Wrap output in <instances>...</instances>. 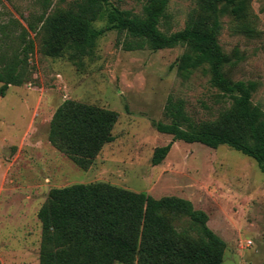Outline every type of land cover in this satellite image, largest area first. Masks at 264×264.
Returning a JSON list of instances; mask_svg holds the SVG:
<instances>
[{
	"label": "rangeland",
	"instance_id": "rangeland-1",
	"mask_svg": "<svg viewBox=\"0 0 264 264\" xmlns=\"http://www.w3.org/2000/svg\"><path fill=\"white\" fill-rule=\"evenodd\" d=\"M74 0H0V53L21 47L16 38L27 19L65 8ZM114 5L142 11L145 0H111ZM201 0H170L160 28L176 31L197 13ZM224 0L219 2L223 8ZM257 32L244 20L220 12L219 42L234 60L226 69L235 80H253L252 99L264 109V0H251ZM98 21L96 25H103ZM3 30L10 31L5 37ZM35 37V33H30ZM126 31L108 30L92 56L76 64L41 49L40 37L30 53L31 79L9 85L0 96V260L2 264H39L42 225L38 211L53 187L96 181L143 191L156 198L177 195L190 199L209 215L208 225L226 242L222 264L264 262V171L255 159L221 144L173 140L157 130L168 121L169 97L183 99L197 121L212 120L230 104L228 96L198 68L182 75L176 60L184 46L127 50ZM2 82H0V86ZM66 99L118 113L112 133L92 164L83 169L54 147L50 120ZM172 142L164 160L154 165L156 147ZM187 223L186 217L176 220ZM115 264H123L116 262Z\"/></svg>",
	"mask_w": 264,
	"mask_h": 264
},
{
	"label": "trees",
	"instance_id": "trees-1",
	"mask_svg": "<svg viewBox=\"0 0 264 264\" xmlns=\"http://www.w3.org/2000/svg\"><path fill=\"white\" fill-rule=\"evenodd\" d=\"M201 0L197 13L176 31L160 28L170 0H145L142 11L114 5L111 0H74L65 8L27 19L17 34L21 47L0 53V96L9 85L30 81L29 57L40 37L42 51L66 57L76 64L92 56L98 39L108 30L126 31L127 50H158L182 45L176 65L182 75L198 68L210 74V83L230 104L212 120L197 121L183 99L169 97L168 121L155 126L173 140L221 144L252 157L264 171V109L252 99L253 80H235L226 66L234 60L219 42L220 12L229 10L244 20L248 33L257 32L251 0ZM45 8L49 0H42ZM98 21L104 24L96 25ZM35 37H30V33ZM5 37L10 31L3 30ZM118 113L93 104L66 99L54 111L48 139L74 163L87 169L102 147L114 140ZM172 142L155 148L152 163H161ZM42 225L39 264H222L225 240L209 225V215L190 199L165 195L156 198L109 182L73 183L50 189L38 211ZM186 217L187 223L176 220ZM0 264L1 260H0ZM264 264V262H263Z\"/></svg>",
	"mask_w": 264,
	"mask_h": 264
}]
</instances>
